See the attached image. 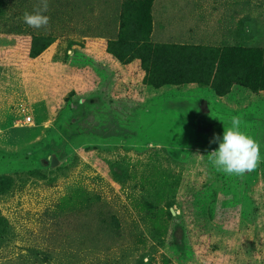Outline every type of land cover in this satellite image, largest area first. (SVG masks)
<instances>
[{
    "label": "rangeland",
    "instance_id": "obj_1",
    "mask_svg": "<svg viewBox=\"0 0 264 264\" xmlns=\"http://www.w3.org/2000/svg\"><path fill=\"white\" fill-rule=\"evenodd\" d=\"M123 1L48 0L49 24L33 29L22 15L39 0H0V176L15 181L0 194V264L264 263L260 134L252 136L260 146L258 166L232 180L230 196L242 221L236 235L214 223L174 227L168 213L183 214L178 201L190 210L189 191L204 181L206 154L219 146L210 141L223 136V104L256 106L260 117L264 92L234 88L218 106L205 85L149 87L137 59L118 63L90 86L97 73L87 63L68 64V45L115 37ZM154 4L155 42L197 44L191 41L201 37L210 46L264 47V0ZM193 5L198 11L186 10ZM15 20L54 38L27 67L12 54L1 57L13 44L7 31ZM73 91L85 98L58 112ZM197 140L201 148L192 145ZM186 230L199 235L192 246L188 241L192 255ZM223 237H233L230 245Z\"/></svg>",
    "mask_w": 264,
    "mask_h": 264
},
{
    "label": "trees",
    "instance_id": "obj_2",
    "mask_svg": "<svg viewBox=\"0 0 264 264\" xmlns=\"http://www.w3.org/2000/svg\"><path fill=\"white\" fill-rule=\"evenodd\" d=\"M154 3L155 0H124L115 37L87 39L88 44L78 40L71 41L66 53L67 63L77 65L79 68L87 63L92 68V73H97L94 74L96 77L90 85L92 86L98 85L99 76L103 77L100 78L102 81L106 79L113 66L115 69L118 63L137 59L140 69L146 73L145 83L149 87L161 89L170 85H205L211 94L209 99L218 106H221L219 98L231 96L234 88L251 93L264 92V47L247 46L241 43L210 46L155 42L153 41ZM15 21L12 30L7 31L13 44L1 57L12 54L19 60L20 67H27L42 58L44 51L53 43L54 38L50 34L26 31L22 27L23 23ZM67 69L71 73L75 72L71 68ZM87 72L89 73L88 70ZM92 90L93 88L89 91L92 92ZM81 94L73 91L62 106L57 107L58 112L72 103L76 106L78 101L85 98ZM94 99L90 97V101ZM222 112V120L226 122L227 127L231 126L230 120L233 116L239 117L240 131L250 137L254 133L257 137L260 134L264 142V114L259 115V113L260 117L256 116V106H241L235 109L234 105L225 103ZM191 143L194 147H202L199 140ZM237 177L217 171L208 161V173L204 181L197 180L193 190L189 191L188 197L192 204L190 210L187 211L180 201L177 205L180 206L182 215H174L169 208L168 213L174 227L181 225L187 229L189 226L187 223L193 221L199 228L205 225L212 226L214 223L221 229L228 227L227 231L234 232L236 235L238 223L242 221L233 207L230 192L234 186L232 180ZM14 183L11 175H1L0 194L8 192ZM196 233L192 238V233L188 234L186 230V243L191 255L190 245L192 246L195 241L199 242V235ZM232 238L223 237L229 245ZM173 251L183 263L182 253L176 252V248Z\"/></svg>",
    "mask_w": 264,
    "mask_h": 264
},
{
    "label": "clouds",
    "instance_id": "obj_3",
    "mask_svg": "<svg viewBox=\"0 0 264 264\" xmlns=\"http://www.w3.org/2000/svg\"><path fill=\"white\" fill-rule=\"evenodd\" d=\"M48 0H39L33 12L25 11L22 21L33 29L45 28L49 24ZM240 118L233 116L230 127L224 126L222 139L214 136L211 142L219 141V146L207 154L209 163L229 176L242 177L254 171L260 162V146L250 136L240 131ZM225 125V124H224Z\"/></svg>",
    "mask_w": 264,
    "mask_h": 264
},
{
    "label": "crops",
    "instance_id": "obj_4",
    "mask_svg": "<svg viewBox=\"0 0 264 264\" xmlns=\"http://www.w3.org/2000/svg\"><path fill=\"white\" fill-rule=\"evenodd\" d=\"M154 7H155V4H154ZM186 10H193V11H198V6H191L189 9H186ZM201 26V23H198L197 24V27H200ZM162 30V29H161ZM160 30V31H161ZM199 30V29H198ZM154 31H155V28H154ZM185 33H186V31H185ZM184 33V34H185ZM199 33L201 34V30L199 31ZM202 40V38L200 37V38H197V39H194V40H192L191 42H197V44H200V41ZM175 42V41H174ZM202 45H204V44H202Z\"/></svg>",
    "mask_w": 264,
    "mask_h": 264
},
{
    "label": "water",
    "instance_id": "obj_5",
    "mask_svg": "<svg viewBox=\"0 0 264 264\" xmlns=\"http://www.w3.org/2000/svg\"><path fill=\"white\" fill-rule=\"evenodd\" d=\"M59 164V160L58 158L54 155L53 158H52V166L55 167ZM172 210V213L173 214H176L175 210L173 208H171Z\"/></svg>",
    "mask_w": 264,
    "mask_h": 264
}]
</instances>
